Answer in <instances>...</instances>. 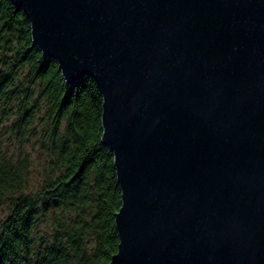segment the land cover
I'll list each match as a JSON object with an SVG mask.
<instances>
[{
    "label": "water",
    "instance_id": "obj_1",
    "mask_svg": "<svg viewBox=\"0 0 264 264\" xmlns=\"http://www.w3.org/2000/svg\"><path fill=\"white\" fill-rule=\"evenodd\" d=\"M12 1L102 96L108 264H264V0Z\"/></svg>",
    "mask_w": 264,
    "mask_h": 264
},
{
    "label": "trees",
    "instance_id": "obj_2",
    "mask_svg": "<svg viewBox=\"0 0 264 264\" xmlns=\"http://www.w3.org/2000/svg\"><path fill=\"white\" fill-rule=\"evenodd\" d=\"M102 96L83 75L67 83L56 60L32 43L30 22L0 0V125L44 156L31 184L29 150H0V264H108L121 197L102 140Z\"/></svg>",
    "mask_w": 264,
    "mask_h": 264
},
{
    "label": "rangeland",
    "instance_id": "obj_3",
    "mask_svg": "<svg viewBox=\"0 0 264 264\" xmlns=\"http://www.w3.org/2000/svg\"><path fill=\"white\" fill-rule=\"evenodd\" d=\"M0 150L5 156H10L12 158H16L18 155L23 154L26 150H29L32 160L30 181L33 186H36L40 180L41 166L44 161V156L39 149H34V147L30 146L29 142H24L21 150L19 151L18 140L16 139L14 133H12L7 121H4L0 125ZM4 213V207L0 206V217H2Z\"/></svg>",
    "mask_w": 264,
    "mask_h": 264
}]
</instances>
